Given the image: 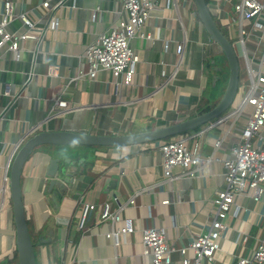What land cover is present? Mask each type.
<instances>
[{
  "label": "crops",
  "instance_id": "1",
  "mask_svg": "<svg viewBox=\"0 0 264 264\" xmlns=\"http://www.w3.org/2000/svg\"><path fill=\"white\" fill-rule=\"evenodd\" d=\"M11 1L14 14L26 12L40 34L37 39L23 41L17 60L8 45L0 48V188L6 175L9 178L0 211V264H19L10 193L12 153L16 147L19 149L42 130L128 134L176 124L199 114L206 92L218 103L227 85L219 71L224 69L226 73L228 66L193 0L160 1L159 9L131 41L141 59L129 86L117 85L108 70L91 77L85 59L88 46L101 33L127 18L121 0H74V7L59 4L61 0ZM44 1H49L50 6L43 7ZM237 1L209 0L213 14L236 48L240 77L236 97L226 113L183 132L193 135L207 130L200 138V169L192 176L176 166L174 179L166 177L159 145L175 135L124 146L40 147L29 157L22 173L24 206L37 264H150L142 238L147 226L165 231L169 244L177 248L173 252L176 264H181L179 248L187 247V255H194L189 244L198 234L208 232L217 217L213 200L224 187V161L240 142L253 107L247 105L239 117L228 115L240 107L248 93L251 67L258 68L264 49V41L257 43L253 38L240 43L234 8ZM3 9L4 0H0V11ZM53 21L57 25L51 27ZM7 28L11 32L27 30L17 17ZM179 44L184 45L182 55L177 51ZM58 97H65L70 107L57 106ZM224 116L228 118L211 126ZM219 138L223 141L217 147ZM62 147L89 151L72 154ZM53 157H59L65 165L68 158L74 162L68 167L76 172L62 186L50 185L53 177L48 168ZM56 191L61 197L59 206L55 203ZM133 195L132 204L129 199ZM85 203H94L96 208L80 229ZM106 205L111 210L120 208L118 221L102 220ZM129 220L132 232L119 233L116 239L107 235ZM223 222L226 227L215 253L217 264L252 256L264 235V194L260 201L237 196ZM237 233L241 235L238 241Z\"/></svg>",
  "mask_w": 264,
  "mask_h": 264
},
{
  "label": "built area",
  "instance_id": "2",
  "mask_svg": "<svg viewBox=\"0 0 264 264\" xmlns=\"http://www.w3.org/2000/svg\"><path fill=\"white\" fill-rule=\"evenodd\" d=\"M127 10V18L121 19L112 27L101 33L98 39L87 48L85 59L89 64V74L96 77L100 70H108L116 79L117 85L129 86L133 83L137 67L140 63V55L131 46V41L148 19L159 9L161 0H121ZM76 6L74 0H61L59 4ZM49 1L43 2V7H49ZM238 16L240 43L246 44V39L253 38L257 43L264 41V0H238L234 5ZM20 18L27 26L24 32H11L8 24L14 18ZM250 23L249 31L245 23ZM57 25V21L51 23V27ZM35 23L26 12L14 14V6L11 0H4V9L0 11V48L8 45L14 59H19L21 46L26 39H37L40 32L34 30ZM146 36V34L144 35ZM179 54H183L184 45L177 46ZM259 51V50H258ZM260 52V51H259ZM260 55V65L256 69L251 67L252 81L248 93L241 100L240 107L228 116L239 117L245 113L247 105L253 107L248 114L246 125L241 131V139L238 145L232 148L231 154L225 159L224 187L219 189L213 202L217 207V217L213 220L208 232L198 234L189 244L194 255H187V247L179 248L182 258L181 264H217L216 251L220 248V237L226 227L224 219L233 210L236 197L244 195L255 201H260L264 194V49ZM57 67L54 66L55 73ZM56 105L61 109H68L70 103L65 97H58ZM228 116L221 117L217 122H223ZM206 129L190 135L180 133L172 139L163 142L160 151L163 156V167L168 179H174L173 169L180 166L184 173L194 176L203 163L202 144L200 138L206 133ZM219 138L216 146L222 144ZM17 148V147H16ZM13 151L12 158L16 151ZM9 178L6 175L0 188V211L4 208L3 195L8 192ZM135 195L129 202H135ZM166 200L165 203H168ZM96 208L94 203H85L82 207V216L79 223L82 229L91 212ZM102 220L113 222L120 219V208L111 210L106 205L102 211ZM133 231L131 221L119 230L108 232L109 237H116L119 233ZM237 233L236 241L240 239ZM144 254L150 257V264H176L173 252L177 250L169 244L165 231L161 228L147 226L143 229ZM247 237H244L246 240ZM264 264V235L255 247L252 256L240 257L232 263L226 264Z\"/></svg>",
  "mask_w": 264,
  "mask_h": 264
},
{
  "label": "water",
  "instance_id": "3",
  "mask_svg": "<svg viewBox=\"0 0 264 264\" xmlns=\"http://www.w3.org/2000/svg\"><path fill=\"white\" fill-rule=\"evenodd\" d=\"M200 19L212 39L219 45L226 57L229 77L226 88L218 103L210 110L199 113L176 124L152 130L128 134H96L73 130H42L29 137L17 150L10 169V193L13 201V214L16 224L17 251L19 264H37L34 242L30 233L22 192V173L29 157L44 145L60 146H124L165 139L173 135L197 129L222 116L232 106L239 87L240 61L236 48L229 37L221 30L214 18L207 0H193ZM63 164L59 157L51 158L48 174L53 177L51 187L63 185L74 175L68 167L74 163L66 159ZM55 203L60 205V193L55 192Z\"/></svg>",
  "mask_w": 264,
  "mask_h": 264
},
{
  "label": "trees",
  "instance_id": "4",
  "mask_svg": "<svg viewBox=\"0 0 264 264\" xmlns=\"http://www.w3.org/2000/svg\"><path fill=\"white\" fill-rule=\"evenodd\" d=\"M208 1V3H209V0H207ZM212 10V9H211ZM212 13H213V11H212ZM214 15V18H215V20L217 21V23H218V25H219V27L221 28V30L226 34V36H228V33H227V31H226V29L224 28V26L219 22V19L217 18V16L215 15V14H213ZM229 37V36H228ZM223 58H224V60H225V63H227V60H226V57L223 55ZM218 65H219V63H217ZM227 65H228V63H227ZM220 74H223V80H225V82L227 81L228 82V77H229V67L227 66V68H226V73H224V69H221L220 71ZM226 82V83H227ZM220 85H219V87H218V90L217 91H219L220 90ZM216 105V102H214L213 101V99H212V97L210 96V94H209V92H206V94H204V98L202 99V101H201V105H200V107H199V110H198V112L199 113H202V112H205V111H208V110H210L212 107H214ZM31 233V232H30ZM32 236V235H31Z\"/></svg>",
  "mask_w": 264,
  "mask_h": 264
},
{
  "label": "rangeland",
  "instance_id": "5",
  "mask_svg": "<svg viewBox=\"0 0 264 264\" xmlns=\"http://www.w3.org/2000/svg\"><path fill=\"white\" fill-rule=\"evenodd\" d=\"M245 28L247 29V30H249L250 28H251V24H249V23H245ZM229 36V35H228ZM230 39H231V37H229ZM232 40V39H231ZM62 149L64 150V151H66V152H71L72 154L74 153V154H78V153H80V152H82V151H84V153H86V151H89V149L88 148H83V147H71V148H66V147H62Z\"/></svg>",
  "mask_w": 264,
  "mask_h": 264
},
{
  "label": "bare ground",
  "instance_id": "6",
  "mask_svg": "<svg viewBox=\"0 0 264 264\" xmlns=\"http://www.w3.org/2000/svg\"><path fill=\"white\" fill-rule=\"evenodd\" d=\"M228 37V36H227Z\"/></svg>",
  "mask_w": 264,
  "mask_h": 264
}]
</instances>
